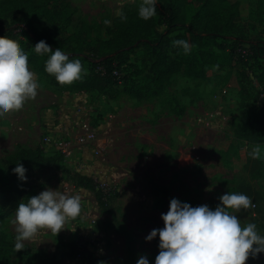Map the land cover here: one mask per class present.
<instances>
[{
    "label": "rangeland",
    "instance_id": "rangeland-1",
    "mask_svg": "<svg viewBox=\"0 0 264 264\" xmlns=\"http://www.w3.org/2000/svg\"><path fill=\"white\" fill-rule=\"evenodd\" d=\"M65 1L70 8L61 14L72 15L69 33L85 25L93 31H101L100 37L106 39L105 29L119 18L114 13L117 14L123 0H75L87 3L84 12L70 0ZM129 1V5L121 9L126 15L137 13L141 0ZM235 2L238 3L237 25L241 34L248 38L260 36L264 30V0H182L187 21L204 3L216 10ZM105 19L111 23H103ZM154 19L157 32L163 31L158 13ZM218 43L223 49L207 50L216 56V62L203 66V78L176 73L158 94H153L152 90L140 91L148 83L144 78L145 68L140 65L143 53L138 51L130 56L129 62L142 70L135 77L134 89L141 93L138 99L123 92L122 88L117 89L115 100L96 92H70L36 74L40 84L38 94L24 106L54 108L57 103L64 104L67 115L62 119L61 112L56 109V125L61 119L74 122V104L85 105L83 115L97 129V136L84 150L75 149V158L85 153L82 172L109 186L113 195L102 208L92 192L82 188L76 192L78 188L62 175L54 176L50 185L38 183L35 192L25 199L45 188L79 195L81 214L70 219L56 234L40 231L34 239L24 242V249L17 251L13 211L0 224V234L9 250V264H137L141 255L147 256L152 264L159 251L158 237L151 241H146L145 237L151 230L163 227L160 216L167 212L172 198L191 206L206 204L214 208L221 195L235 191V185L241 182L251 185L260 199L235 214L242 224L255 223L258 231L264 234V143L248 144L235 137L240 126V90L245 91L248 105L257 98V105L264 103V70L261 69L264 64L248 61L244 65L229 46L231 42ZM197 51L193 46L192 53L183 55L195 58L202 67ZM171 55L176 54L172 52ZM80 59L86 70L84 75H87V64L83 57ZM29 68L35 72L32 66ZM64 93L73 94V98H64ZM18 118L19 110L0 115V124L17 122ZM7 139L0 129V160L22 148L6 154ZM254 150L258 153L259 169L250 173V164L248 169L245 165L247 155L253 156ZM71 163L63 162L66 168ZM82 234L92 237L95 245L90 253L77 258L74 243ZM246 264H264V254L256 258L250 256Z\"/></svg>",
    "mask_w": 264,
    "mask_h": 264
},
{
    "label": "trees",
    "instance_id": "trees-1",
    "mask_svg": "<svg viewBox=\"0 0 264 264\" xmlns=\"http://www.w3.org/2000/svg\"><path fill=\"white\" fill-rule=\"evenodd\" d=\"M156 2L163 31L157 32L155 29L154 16L144 20L137 13H132L127 15L126 21L114 19L112 25L105 29L106 39H102L101 31H93L85 25L69 33L68 24L72 22V15L61 14L70 8L64 0H45L42 4L31 0H0V40H11L24 48L28 53L29 65L47 82L70 92H96L99 96L114 100L118 88L136 99L141 97L142 90H152L153 94H158L169 79L180 72L188 77L203 78V66L216 62V56L207 50L223 49L218 41L225 44L231 42L229 46L240 63L246 65L248 61H254L264 64V30L260 36L255 37L248 38L241 34L237 25V2L219 6L216 10L211 4L204 3L189 21L184 15L182 0ZM175 39L186 40L191 47L198 49L196 53L202 67L190 55L185 57L181 48L172 46ZM40 40H44L52 49L61 48L70 57H83L88 74L71 84L58 83L54 76L44 71L47 54H38L33 49ZM138 51L143 53L140 65L145 68L144 78L148 83L140 91H135V77L142 70L129 61L130 56ZM172 52L176 55H171ZM261 69L264 70L263 67ZM245 95L241 89L238 115L240 126L235 137L248 144H262L264 103L257 105V98L248 105ZM18 162L27 169L26 181L19 180L12 172ZM245 166L248 172L253 173L259 169V162L256 157L247 155ZM56 175L64 176L73 183L74 188L92 192L102 208L108 203L102 200L99 183L92 177L66 168L59 154L45 155L39 147L21 148L0 160V224L25 199L36 183L47 182ZM235 191L245 193L254 203L260 199L259 193L244 182L235 185ZM218 203L214 204V208ZM8 253L0 234V264H9Z\"/></svg>",
    "mask_w": 264,
    "mask_h": 264
},
{
    "label": "clouds",
    "instance_id": "clouds-1",
    "mask_svg": "<svg viewBox=\"0 0 264 264\" xmlns=\"http://www.w3.org/2000/svg\"><path fill=\"white\" fill-rule=\"evenodd\" d=\"M156 0H141L137 8L139 18L147 20L157 14ZM127 20L123 9L117 12ZM103 23L109 24L105 19ZM172 46L185 54L191 50L188 41L175 39ZM38 54H47L44 71L64 85L82 79L86 74L79 57H70L61 48L52 49L44 40L33 47ZM28 53L11 40H0V115L20 110L38 94L40 84L36 73L29 68ZM257 152H252L253 157ZM27 169L20 162L12 169L21 181H26ZM252 206L251 198L242 192L227 191L219 197L215 208L206 204L191 206L177 198L169 202L168 210L160 216L162 228H155L145 237H158V254L152 264H246L251 256L264 254V234L255 223L242 224L235 214ZM82 202L79 195H66L51 188L21 200L14 210L17 251L24 249L25 241L42 231L58 233L70 219L80 216ZM137 264H150L141 255Z\"/></svg>",
    "mask_w": 264,
    "mask_h": 264
},
{
    "label": "built area",
    "instance_id": "built-area-1",
    "mask_svg": "<svg viewBox=\"0 0 264 264\" xmlns=\"http://www.w3.org/2000/svg\"><path fill=\"white\" fill-rule=\"evenodd\" d=\"M82 115L83 110L78 107L75 109L74 122L63 121V118L59 120L52 130H47L42 134L39 147L44 154H59L65 163L72 161L74 171L76 170L75 172L79 174L83 171L85 153L79 155V158H75L74 151L77 148L81 151L89 147L97 136V129ZM99 188L103 195L102 200L108 202L113 195L111 188L101 183H99ZM94 245L92 237L82 234L81 239L74 243L77 258H82L85 254L90 253L91 247Z\"/></svg>",
    "mask_w": 264,
    "mask_h": 264
},
{
    "label": "crops",
    "instance_id": "crops-1",
    "mask_svg": "<svg viewBox=\"0 0 264 264\" xmlns=\"http://www.w3.org/2000/svg\"><path fill=\"white\" fill-rule=\"evenodd\" d=\"M71 3L80 11H87V3L81 2V1H75L70 0ZM130 3L129 0H123L122 5L118 7V11L121 10V8L124 6H128ZM97 5V4H96ZM120 8V9H119ZM113 15V14H112ZM114 15H117L114 13ZM73 94L71 93H64V98L66 97H72ZM73 98V97H72ZM27 104V103H26ZM36 105V104H35ZM80 107L82 110L85 108V105L82 103H75L74 108ZM73 108V110H74ZM56 109H58L60 113V117L65 118L67 113V108L64 104L57 103V107H51L48 106L45 108V106L40 107H32L28 108L27 106H23L19 110V118L18 121H8L4 125H2L0 129H3V131L6 134V138L8 137L7 144L4 148V151L6 154L12 153L15 151L18 147L22 148H37L40 147V139L41 135L47 131L52 130L55 125V121L57 118ZM75 114V111H74ZM64 115V116H63ZM68 164V163H66ZM64 164V165H66ZM68 166V165H67ZM73 164L68 166L69 169L74 170ZM82 175L90 176L86 173L80 172ZM92 177V176H91ZM93 178V177H92ZM54 178L50 177L47 182L42 183V185H50L52 183V180ZM94 179V178H93ZM38 183H36L32 190L28 193L27 196L30 194H33L35 190L37 189ZM81 188L75 189L76 192L80 190ZM85 190V189H82Z\"/></svg>",
    "mask_w": 264,
    "mask_h": 264
}]
</instances>
